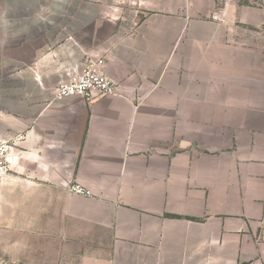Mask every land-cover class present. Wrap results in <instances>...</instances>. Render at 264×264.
I'll return each instance as SVG.
<instances>
[{
    "label": "crops",
    "instance_id": "obj_1",
    "mask_svg": "<svg viewBox=\"0 0 264 264\" xmlns=\"http://www.w3.org/2000/svg\"><path fill=\"white\" fill-rule=\"evenodd\" d=\"M86 58L115 95L50 103ZM18 135L0 264H264V0H0Z\"/></svg>",
    "mask_w": 264,
    "mask_h": 264
},
{
    "label": "built area",
    "instance_id": "obj_2",
    "mask_svg": "<svg viewBox=\"0 0 264 264\" xmlns=\"http://www.w3.org/2000/svg\"><path fill=\"white\" fill-rule=\"evenodd\" d=\"M103 66V59L92 61L86 58L79 71L57 83L52 90L50 103L71 98H81L90 102L97 98L114 96L115 84L103 74ZM22 140L23 136L20 135L12 140H0V179L11 171L12 150ZM67 191L73 195L91 197L90 191L78 183L70 185Z\"/></svg>",
    "mask_w": 264,
    "mask_h": 264
}]
</instances>
